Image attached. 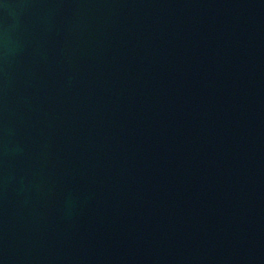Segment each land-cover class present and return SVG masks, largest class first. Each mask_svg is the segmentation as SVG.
<instances>
[{
  "label": "water",
  "instance_id": "obj_1",
  "mask_svg": "<svg viewBox=\"0 0 264 264\" xmlns=\"http://www.w3.org/2000/svg\"><path fill=\"white\" fill-rule=\"evenodd\" d=\"M0 264H264V0H0Z\"/></svg>",
  "mask_w": 264,
  "mask_h": 264
}]
</instances>
